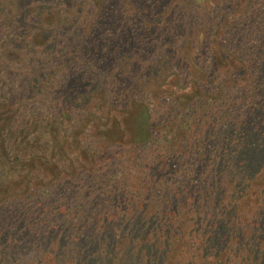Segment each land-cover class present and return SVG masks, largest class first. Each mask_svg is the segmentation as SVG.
Wrapping results in <instances>:
<instances>
[{
    "label": "trees",
    "instance_id": "obj_1",
    "mask_svg": "<svg viewBox=\"0 0 264 264\" xmlns=\"http://www.w3.org/2000/svg\"><path fill=\"white\" fill-rule=\"evenodd\" d=\"M0 264H264V0H0Z\"/></svg>",
    "mask_w": 264,
    "mask_h": 264
},
{
    "label": "rangeland",
    "instance_id": "obj_2",
    "mask_svg": "<svg viewBox=\"0 0 264 264\" xmlns=\"http://www.w3.org/2000/svg\"><path fill=\"white\" fill-rule=\"evenodd\" d=\"M143 57H144V56H143ZM219 60H220V61H219L220 64H221V65H224L225 67H227V66H229V65H231V64H232L234 67H235V65H236L233 61L231 62L230 60L226 61V60H224L223 58H222V59H219Z\"/></svg>",
    "mask_w": 264,
    "mask_h": 264
}]
</instances>
